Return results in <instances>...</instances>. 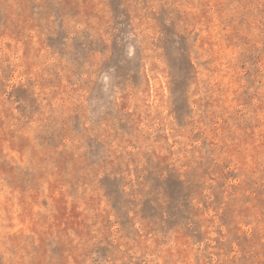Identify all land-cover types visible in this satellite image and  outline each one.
I'll use <instances>...</instances> for the list:
<instances>
[{"label": "rangeland", "instance_id": "1", "mask_svg": "<svg viewBox=\"0 0 264 264\" xmlns=\"http://www.w3.org/2000/svg\"><path fill=\"white\" fill-rule=\"evenodd\" d=\"M0 264H264V0H0Z\"/></svg>", "mask_w": 264, "mask_h": 264}]
</instances>
